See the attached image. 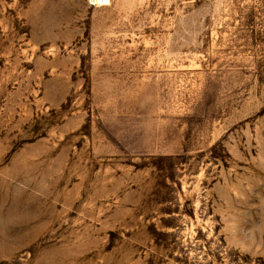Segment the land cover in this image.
<instances>
[{"label": "rangeland", "instance_id": "obj_1", "mask_svg": "<svg viewBox=\"0 0 264 264\" xmlns=\"http://www.w3.org/2000/svg\"><path fill=\"white\" fill-rule=\"evenodd\" d=\"M0 264H264V0H0Z\"/></svg>", "mask_w": 264, "mask_h": 264}]
</instances>
